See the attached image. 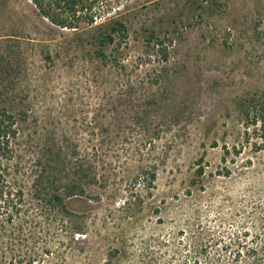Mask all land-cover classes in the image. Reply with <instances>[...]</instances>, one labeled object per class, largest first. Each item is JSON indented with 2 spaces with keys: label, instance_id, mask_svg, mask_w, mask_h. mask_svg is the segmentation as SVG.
<instances>
[{
  "label": "rangeland",
  "instance_id": "374dc122",
  "mask_svg": "<svg viewBox=\"0 0 264 264\" xmlns=\"http://www.w3.org/2000/svg\"><path fill=\"white\" fill-rule=\"evenodd\" d=\"M77 4L68 28L0 0L22 154L86 167L69 213L0 210V264H264V127L248 142L239 105L264 115V0Z\"/></svg>",
  "mask_w": 264,
  "mask_h": 264
},
{
  "label": "trees",
  "instance_id": "16d2710c",
  "mask_svg": "<svg viewBox=\"0 0 264 264\" xmlns=\"http://www.w3.org/2000/svg\"><path fill=\"white\" fill-rule=\"evenodd\" d=\"M79 0H33L42 15L49 18L60 27L79 28L77 26L76 11ZM63 12L72 13L70 18ZM124 27L122 23H118ZM115 30L117 28H114ZM108 38L112 39L111 35ZM1 99V98H0ZM240 107L245 114L246 140L251 139L250 127L256 132V126L263 123L264 115H255L248 104L240 101ZM264 109V102L260 104ZM22 115L27 116L26 113ZM17 113L13 108L0 101V210H10L16 206L20 210L32 196L33 205L41 210L51 205L59 214L69 213L67 200L75 195H84L85 186L83 177H86L85 165L74 163L62 147L52 145L43 150H37V158L29 160L22 154L25 145L19 142V130L17 129ZM264 141V131L261 133ZM27 146V145H26ZM264 146H258L261 149ZM31 153L30 146L27 147ZM235 153L239 149L235 148ZM226 153L230 149L226 148ZM26 155V154H25ZM203 174V169L199 171ZM154 177V176H153ZM31 189V190H30ZM31 194V195H30ZM13 209V208H12Z\"/></svg>",
  "mask_w": 264,
  "mask_h": 264
}]
</instances>
